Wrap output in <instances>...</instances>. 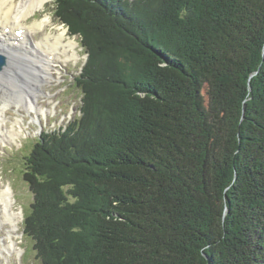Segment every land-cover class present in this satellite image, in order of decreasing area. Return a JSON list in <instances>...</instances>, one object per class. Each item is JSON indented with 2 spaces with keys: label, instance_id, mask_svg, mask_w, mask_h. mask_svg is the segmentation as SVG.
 Wrapping results in <instances>:
<instances>
[{
  "label": "trees",
  "instance_id": "1",
  "mask_svg": "<svg viewBox=\"0 0 264 264\" xmlns=\"http://www.w3.org/2000/svg\"><path fill=\"white\" fill-rule=\"evenodd\" d=\"M80 114L24 156L39 264H264V0H54Z\"/></svg>",
  "mask_w": 264,
  "mask_h": 264
},
{
  "label": "rangeland",
  "instance_id": "2",
  "mask_svg": "<svg viewBox=\"0 0 264 264\" xmlns=\"http://www.w3.org/2000/svg\"><path fill=\"white\" fill-rule=\"evenodd\" d=\"M46 2L44 7L36 9L24 21L27 25H32L35 21L50 17L51 22L49 21L44 29L31 32V41H40L47 34L56 35L65 31V40L68 38L76 40L77 44L74 48L77 56L67 58L59 52L60 58H54L55 62L50 67L49 76L45 78L39 88L38 85L30 87L31 93L36 94L35 103L37 106L35 105V108H41L43 111L37 112L34 106L32 108L27 104L15 102L6 108L5 126L10 129L14 125L20 133L14 139L0 140V187L10 188L9 191L13 199L11 210L19 213L20 218L16 216L14 228L9 223L1 224L0 264H39V259L32 248V239L23 233V217L30 212L33 197L22 177L24 156L38 141L42 131L54 132L64 129L69 121L80 114L82 92L76 87L75 78L81 74L88 54L82 47L79 36L71 35L66 25L56 18L54 0H46ZM11 95L14 98L18 97V93H11ZM9 229L12 230L16 251L1 249L4 242H9L7 238Z\"/></svg>",
  "mask_w": 264,
  "mask_h": 264
},
{
  "label": "bare ground",
  "instance_id": "3",
  "mask_svg": "<svg viewBox=\"0 0 264 264\" xmlns=\"http://www.w3.org/2000/svg\"><path fill=\"white\" fill-rule=\"evenodd\" d=\"M45 2L46 0H0V53L5 56L4 66L0 69V140L14 139L20 133L14 125L9 129L4 124L7 106L13 102L24 103L32 108L34 106L37 112L43 111L35 108L36 94L31 93L30 87L38 85L39 88L49 76L54 58H60L59 52L67 58L77 56L74 48L76 40H65V31L56 35L47 34L40 41H31V32L44 29L50 17L35 21L32 25H27L24 21L36 9L44 7ZM17 30L21 31L19 36L15 33ZM11 93H18V97H12ZM9 190V187H0V227L3 223H9L14 228L19 213L11 210L13 199ZM7 238L9 242H4L1 249L16 251L11 229L8 230Z\"/></svg>",
  "mask_w": 264,
  "mask_h": 264
},
{
  "label": "water",
  "instance_id": "4",
  "mask_svg": "<svg viewBox=\"0 0 264 264\" xmlns=\"http://www.w3.org/2000/svg\"><path fill=\"white\" fill-rule=\"evenodd\" d=\"M4 63H5L4 56L0 54V69L2 68V66L4 65Z\"/></svg>",
  "mask_w": 264,
  "mask_h": 264
}]
</instances>
